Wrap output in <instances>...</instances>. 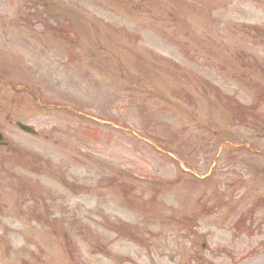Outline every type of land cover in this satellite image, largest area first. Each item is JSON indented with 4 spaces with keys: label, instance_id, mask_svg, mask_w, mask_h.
<instances>
[{
    "label": "rangeland",
    "instance_id": "374dc122",
    "mask_svg": "<svg viewBox=\"0 0 264 264\" xmlns=\"http://www.w3.org/2000/svg\"><path fill=\"white\" fill-rule=\"evenodd\" d=\"M254 27L264 0H0L27 163L0 164V264H264Z\"/></svg>",
    "mask_w": 264,
    "mask_h": 264
},
{
    "label": "flooded vegetation",
    "instance_id": "af4514ba",
    "mask_svg": "<svg viewBox=\"0 0 264 264\" xmlns=\"http://www.w3.org/2000/svg\"><path fill=\"white\" fill-rule=\"evenodd\" d=\"M258 34H259L258 35V39L254 38V43L256 45L264 46V30L260 31ZM247 43L248 44H252L253 43V38L251 37L250 32H248V31H247ZM250 59L252 61H254L255 63H258V59L254 58L252 53L250 55ZM250 59H249V62H250ZM250 64L251 63H249V65ZM259 64H260V66H263V61H260ZM260 76L264 77V74H260ZM254 167H256V165H254Z\"/></svg>",
    "mask_w": 264,
    "mask_h": 264
},
{
    "label": "water",
    "instance_id": "95a60500",
    "mask_svg": "<svg viewBox=\"0 0 264 264\" xmlns=\"http://www.w3.org/2000/svg\"><path fill=\"white\" fill-rule=\"evenodd\" d=\"M24 129H26V130H31L30 128H28V127H24Z\"/></svg>",
    "mask_w": 264,
    "mask_h": 264
}]
</instances>
